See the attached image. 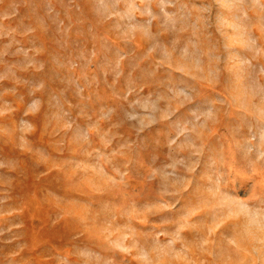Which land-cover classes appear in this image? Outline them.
<instances>
[{
	"label": "rangeland",
	"instance_id": "rangeland-1",
	"mask_svg": "<svg viewBox=\"0 0 264 264\" xmlns=\"http://www.w3.org/2000/svg\"><path fill=\"white\" fill-rule=\"evenodd\" d=\"M0 264H264V0H0Z\"/></svg>",
	"mask_w": 264,
	"mask_h": 264
}]
</instances>
